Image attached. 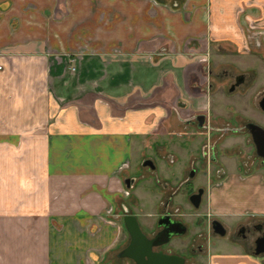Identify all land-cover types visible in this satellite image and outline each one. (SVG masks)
Returning a JSON list of instances; mask_svg holds the SVG:
<instances>
[{"label": "crops", "instance_id": "1", "mask_svg": "<svg viewBox=\"0 0 264 264\" xmlns=\"http://www.w3.org/2000/svg\"><path fill=\"white\" fill-rule=\"evenodd\" d=\"M251 1L264 24V0H0V264H110L122 166L213 117ZM228 161L204 198L227 234L195 255L264 264L228 231L264 228V173Z\"/></svg>", "mask_w": 264, "mask_h": 264}, {"label": "rangeland", "instance_id": "2", "mask_svg": "<svg viewBox=\"0 0 264 264\" xmlns=\"http://www.w3.org/2000/svg\"><path fill=\"white\" fill-rule=\"evenodd\" d=\"M254 4V1L246 2L245 11L247 12H244L242 16H240L239 30L237 32L239 47L234 50L233 54L220 53L225 52V50H218L216 53H220L219 56H223V62L220 63L224 64V67L216 72L215 76L212 75L211 78H208V85H214L216 83L214 77L219 78L225 73L231 76L236 74H248L245 86L238 88L235 94L231 97H228L226 93V86L229 84V81L220 86L219 90L216 89L217 91L215 93L219 94L218 102L217 105L214 106V110L211 111L213 117L209 119L210 121L208 120V122H206L207 125L203 130L204 132L200 133L202 138L200 141H192L193 143L189 144L188 147H185L184 144L186 143H182L185 141V138H181L182 136L175 134L170 135L169 138H167L168 140H166L165 137H161L158 140L160 143H155L151 147L145 149V155H143V157L146 156L154 161L157 168H159L160 173L157 172V175L159 176L153 177V173H150L149 175L151 178H146L148 177L147 173L143 174L141 182L138 184V191L136 192L141 191L147 195L143 198L140 197L138 193V206L136 205V197H134L133 191L130 190L131 192H129V196L127 197V205L129 209L133 213H138V218L142 224H144V222L147 223L144 215L150 212V208L154 204L157 206L160 201H163L164 199L166 200L168 195L173 193V199L171 198L172 207L175 206L178 210L176 212L181 214V217L187 222L191 234H198L199 231L193 229L192 225L195 218L204 215L203 209L205 201L203 200L197 211H194L187 205V199L191 188L192 190H195L197 188H206L208 186L207 179L202 177V170H214V168L210 166L199 169L192 164H195V162L192 161V158H195L196 154L201 153L202 151L219 153L220 150H223L226 153L234 152L237 155L238 160H243L244 163H250L247 161L248 159L241 148L247 143V136L242 132L243 128L241 126L245 122L251 120H256L257 122L264 124V114L255 113L259 118L254 119L253 117V113L257 111L255 106L256 101L261 93L264 92V24L263 18L258 13V10L256 9L257 12L255 11ZM253 11L254 14H252ZM227 55L231 56V58L227 57ZM208 60L209 58H207L206 63H208ZM214 119H219L221 122L214 121ZM231 128L235 131L240 129L241 132L239 131V133L235 135L231 134L229 132L232 130ZM196 135V133H193L192 135L187 133L185 136L192 138L197 137ZM138 159V152H134L133 158L130 161L132 172L134 166L139 163ZM170 159L174 162L173 164L170 162ZM164 160L167 162L166 165ZM171 164L172 166L170 167L169 165ZM190 166L196 169L197 174L195 177L186 179V181L182 183V180H184L185 177L184 174ZM154 179L157 181H154ZM179 183H181V185ZM176 186L179 189L178 191L173 189ZM117 223L120 229L119 237L121 239L123 238V241L117 243L118 245L109 258V263L133 264L130 260L115 257L119 248L125 243L123 237L124 233L119 225V221ZM205 235L207 236V233H205ZM197 239L200 238L197 237ZM213 240L214 239H211L208 242V245L211 246ZM185 243H187L185 240L181 242L176 240L171 245L172 248L176 249L181 248ZM191 243H193L194 246L197 244L195 240ZM193 260H195L197 264H203L204 257L196 256Z\"/></svg>", "mask_w": 264, "mask_h": 264}, {"label": "flooded vegetation", "instance_id": "3", "mask_svg": "<svg viewBox=\"0 0 264 264\" xmlns=\"http://www.w3.org/2000/svg\"><path fill=\"white\" fill-rule=\"evenodd\" d=\"M264 38V35H263ZM264 41V40H263ZM200 62L201 64H206L207 62V56L206 54H204V56L200 57ZM247 76L246 75H242V74H236L234 76L228 75L227 73L223 74L222 76H220L219 78H215V79H226L229 81V84L226 86V93L228 97H231L232 95L235 94L236 90L242 86H245L246 81H247ZM264 98V92L261 93V95L259 96L258 100L256 101V108L259 112H261L262 114H264V112H262L259 109L258 103L259 101ZM207 119L205 114H201V113H196L195 115H193L191 117L190 120L183 122V124H181L180 126H178V128L175 129V131L170 134V135H175L178 134L180 136H182L181 138H185V141L182 142L184 144L185 147H188L189 144L193 143L192 141H200L202 138L200 136L201 132H204L203 130L206 128L207 125ZM254 124L258 127H260L261 129L264 130V126L262 124H260L259 122H254V121H247L244 124H242V132L245 133V135L247 136V143L244 144V146H242V151L244 152V155H246V158L248 159L247 161H249L250 163H244L243 160H238L237 159V155L233 152H229L226 153L223 150H220V152H205L202 151L201 153H197L195 158H192V161L195 162L192 163L193 165H195L197 168H203V167H210L212 166L213 169L211 170H202L203 176L205 177L208 181V186L206 188H197L195 190H192V188L190 189V193L188 195V199L191 195L196 194L199 190L201 191L200 194V198H199V202L197 207H193L189 200L187 199V205L189 206V208L193 209L194 211H197V209L199 208L201 202L204 200L205 201V195H206V189L210 186H214L217 185L218 182H220V180H218L224 173L225 170V164L223 161L225 160H229L232 162L237 163V165L240 167L239 170H242V168L249 166L251 164L256 163V168L264 173V160L261 157H258L255 153V148L254 145L252 143V140L249 136V134L247 133V131L245 130V125L246 124ZM232 130L229 131L231 134H238L239 131L241 132L240 129H238V131L233 130V128H231ZM187 133H189L190 135H192L193 133H196L197 137H192V138H188L187 136H185ZM168 140V139H167ZM155 143H160L158 141H156ZM139 163H137V165L134 166V170L132 172L130 164L126 163L122 166V169L124 170L121 173V184L123 187L122 190V196L124 198H126V203H123L120 207H119V215H118V221L120 223V227L124 233L123 237H124V241L125 243L119 248L118 252L115 254V256H117L118 254H120L129 244L130 238L128 236V234L126 233L124 227H123V223H122V219L125 216H133L135 219V223L137 228L139 229L140 233L147 239V240H152L155 237H157V242H161L166 235L173 233L176 230L180 231V229L183 231L182 234L180 235H170L168 238V241L166 243L163 244H159L156 245L155 247H151L150 251L153 253H161L164 255H170V256H177L183 259V264H197L195 260V254H202L204 255L205 253V248L207 247L208 242L211 239L214 238H222L227 234V230L221 225V223L216 220L215 218H213L211 215H209L206 211H205V207L203 209L204 215L203 216H199L198 218L194 219L193 222V229H197L199 231L198 234H191L190 231V227L187 224V222L181 217V214L177 213L176 211L177 208L175 206L172 207L171 203H172V196L173 193H170L167 197V199L160 201L159 204L156 206V204H154L151 208H150V212L148 214H145L144 217L146 218L145 220L147 221L144 222V224L141 223V221L138 218V213H133L128 205H127V197L129 196V192H131L130 190L136 188L138 191V184L139 182H141V178L143 177V174L147 173L148 177L146 178H151V176L149 175L150 173H153L152 176H159L157 175V172H159V168H157V165L154 163V161L151 158L148 157H139ZM165 161V160H164ZM170 162L173 164L174 162L172 161V159H170ZM147 163V164H146ZM146 164V165H145ZM167 164V162L165 161V165ZM169 165L170 167L172 166ZM203 165V166H201ZM131 170V171H130ZM187 173V176H186ZM186 173L184 174V180H182V183H184L186 181V179H190L192 177H195L197 174V171L194 167L190 166V168H188V170L186 171ZM156 174V175H155ZM152 177V178H153ZM156 179H154L155 181ZM157 181V180H156ZM181 185V183H179ZM158 185V184H157ZM175 191H178L179 189L177 188V186L175 188H173ZM136 205L138 206V196L136 197ZM166 216L169 218L170 221H174V222H178L180 224V226L175 227V226H171L168 228V226H166L165 224L169 223V220H159L161 217ZM204 217V218H203ZM207 217V218H206ZM160 221V222H159ZM160 224V226H157V224ZM213 222H216L217 224L220 225V227L223 230V235H218L214 228V224ZM163 225H165L166 229L163 230ZM231 228V229H230ZM228 229L229 231V235L235 236L239 239L242 240H246V239H251L252 240V244H251V253L254 254V250H255V242L261 238L264 235V228L262 227V224L259 223L258 221H247L244 223H240V224H236L235 226H232ZM205 233H207V236L205 235ZM165 236V237H164ZM189 237V239H188ZM200 238V239H197ZM138 239V237H136ZM187 241V243H185L181 248H172V243L174 241ZM193 240H195L197 242V244L194 246L193 243H191ZM123 241V238L121 239L119 237V242ZM208 249V248H207ZM133 253L138 256V241H137V247L135 249V251H133ZM264 255V252H262L261 254L255 255V256H261ZM120 259H127L130 260L128 258H120ZM131 261V260H130ZM133 263V262H132ZM134 264V263H133Z\"/></svg>", "mask_w": 264, "mask_h": 264}, {"label": "water", "instance_id": "4", "mask_svg": "<svg viewBox=\"0 0 264 264\" xmlns=\"http://www.w3.org/2000/svg\"><path fill=\"white\" fill-rule=\"evenodd\" d=\"M259 109L264 112V98H262L258 103ZM245 130L249 134L252 143L255 148V153L258 157H261L264 160V130L260 127L254 125V124H246ZM147 164V163H146ZM145 164V165H146ZM201 191L199 190L196 194H193L189 197V202L193 207H197L199 198H200ZM169 220L168 217L163 216L159 220ZM160 222V221H159ZM157 224V226H160V224ZM122 225L128 234L130 241L128 246L116 257L117 258H128L130 259L134 264H183V259L177 256H170V255H164L161 253H153L150 251L151 247H155L156 245L166 243L168 241V238L170 235H180L183 233V231L180 229V231L176 230L166 235V237L161 241L157 242V237H155L152 240H147L139 231V229L136 226L135 219L133 216H125L122 219ZM214 224V230L218 235H223V230L220 227L219 224L216 222H213ZM166 226L171 227H179L180 224L178 222L170 221L169 223L165 224ZM165 225H163V230L166 229ZM138 237V239L136 238ZM137 241H138V256H136L133 251H135L137 247ZM255 250L254 255L261 254L264 252V235L259 238L255 242Z\"/></svg>", "mask_w": 264, "mask_h": 264}, {"label": "trees", "instance_id": "5", "mask_svg": "<svg viewBox=\"0 0 264 264\" xmlns=\"http://www.w3.org/2000/svg\"><path fill=\"white\" fill-rule=\"evenodd\" d=\"M157 1H159V0H157Z\"/></svg>", "mask_w": 264, "mask_h": 264}, {"label": "built area", "instance_id": "6", "mask_svg": "<svg viewBox=\"0 0 264 264\" xmlns=\"http://www.w3.org/2000/svg\"><path fill=\"white\" fill-rule=\"evenodd\" d=\"M154 1V0H153Z\"/></svg>", "mask_w": 264, "mask_h": 264}]
</instances>
